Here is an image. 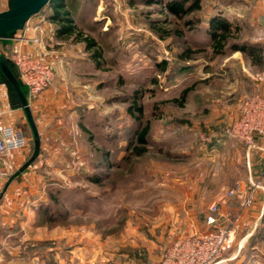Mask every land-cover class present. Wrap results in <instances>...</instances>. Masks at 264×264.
Here are the masks:
<instances>
[{"label": "rangeland", "instance_id": "rangeland-1", "mask_svg": "<svg viewBox=\"0 0 264 264\" xmlns=\"http://www.w3.org/2000/svg\"><path fill=\"white\" fill-rule=\"evenodd\" d=\"M66 1L76 23L98 41L103 54L98 65L99 104L88 123L98 146L99 167L66 175V186L61 194L56 192L66 215L56 225L74 224L78 233L61 242L53 254L45 253L46 243L40 240L37 249L21 255L20 264H30L28 258L33 256L34 264H130L133 259L147 264L146 252L124 245L123 234L127 230L135 236L131 226L140 223L134 214L148 210L145 205L152 203L165 176L161 168L170 172L179 162L186 167L193 155L201 157L194 151L213 138L214 128L203 123V113L213 100L241 104L247 96L264 91V62L252 64L248 55L230 48L215 54L209 19L225 15L241 27L235 42L255 43L264 52L259 23L264 4L262 0H200L201 9L179 18L165 8L171 0H157L160 4L149 2L156 0ZM99 3L104 5L101 11ZM6 8L7 2L0 0V11ZM106 11L115 16L109 25L103 19ZM50 12L44 6L37 15L47 17ZM107 33L113 34L112 40ZM4 52L7 56L13 52L11 43ZM134 98L142 106L140 120L127 110ZM146 125L147 151L133 155L138 145L135 135ZM226 127L220 128V134L225 135ZM23 130L33 142L30 127ZM96 173L97 182L92 178ZM20 238L29 244L25 229ZM255 242V248L247 245L237 258L222 264H264V233ZM236 244L225 250L223 259L235 254Z\"/></svg>", "mask_w": 264, "mask_h": 264}, {"label": "crops", "instance_id": "crops-1", "mask_svg": "<svg viewBox=\"0 0 264 264\" xmlns=\"http://www.w3.org/2000/svg\"><path fill=\"white\" fill-rule=\"evenodd\" d=\"M5 1L8 8L10 0ZM98 8L101 11L104 5L99 3ZM37 14L13 35L1 38L4 41L0 51L4 54L10 43L13 51L22 50L30 55H38L45 48L51 49L55 78L37 98L29 100L40 145L36 160L10 182L1 197L0 264H20L21 255L30 253L28 248L39 246L40 240L46 243L45 253L53 254L61 242L77 234L74 224L49 227L48 222H44L39 226L38 209L50 203V192L58 193L66 186V175L84 173V167L90 166V171L98 167V146L88 131V123L99 104L97 61L84 42L63 41L65 38L56 34V26L49 14L47 17ZM103 19L109 25L115 21V16L106 11ZM107 35L110 39L113 36L111 33ZM209 106L203 113V123L214 128L211 143L198 146L197 150L194 147L195 154L200 153L201 157L193 155L186 167L179 162L170 172L165 166L161 168L165 176L157 185L158 192L152 203L145 205L149 211L134 214L140 223L131 226L135 236L127 230L123 234L124 245L139 246L146 252L147 264H159L161 249L171 241L205 232L213 226L232 225L235 228L237 250L234 255L224 257L223 262L237 258L247 245L255 248L256 237L264 233V136H256L254 146L247 147L220 134V128L239 116L240 104L218 98ZM0 111L3 112V125L22 130L27 126L32 131L25 111L11 105L7 85L1 80ZM23 132L29 141L27 146L0 157V191L7 179L29 160L35 137L32 131V142L29 134ZM3 172L9 173L8 176L5 177L7 173L4 175ZM249 180L258 182L259 187L255 190L253 204L242 207L240 198L236 194L229 196L227 192L233 189L244 191ZM213 203L218 204L219 210L215 214V223L209 225L206 219ZM130 224L131 220L127 225ZM23 229L29 244L20 238ZM34 258L29 257L28 262L34 264Z\"/></svg>", "mask_w": 264, "mask_h": 264}, {"label": "built area", "instance_id": "built-area-1", "mask_svg": "<svg viewBox=\"0 0 264 264\" xmlns=\"http://www.w3.org/2000/svg\"><path fill=\"white\" fill-rule=\"evenodd\" d=\"M263 4H264V0ZM259 23L262 26L261 36H264V11ZM8 57L14 62L18 77L27 89L28 102L37 98L54 81L55 66L53 51L43 49L38 55H30L22 50L13 51ZM262 79V78H261ZM0 111V157L15 149L27 146L28 139L22 129L13 125H3ZM228 135L252 147L256 136H264V91L247 96L240 104L239 116L232 120L224 129ZM207 139V138H206ZM5 175L6 172H3ZM259 183L249 180L244 191L229 190L227 194L237 195L242 207L253 204L255 190ZM217 203L210 207L211 213L207 216V224L215 223V214L218 213ZM235 228L232 225L214 227L201 233L177 238L161 249L159 264H222L223 253L235 242ZM130 264H146L133 259Z\"/></svg>", "mask_w": 264, "mask_h": 264}, {"label": "trees", "instance_id": "trees-1", "mask_svg": "<svg viewBox=\"0 0 264 264\" xmlns=\"http://www.w3.org/2000/svg\"><path fill=\"white\" fill-rule=\"evenodd\" d=\"M160 4V1H149ZM46 6L51 9L49 13V19L56 26V34L65 38L67 40H71L74 42H84L85 48L91 53V56L97 61V65H101L102 60V49L98 44V41L91 35L84 32V29L80 27L72 14V10L66 0H51ZM166 10L173 14L176 17L183 18L184 16L201 9L200 0H171L166 4ZM43 9V8H42ZM41 9V10H42ZM40 10V11H41ZM39 11V12H40ZM241 27L238 23L232 22L229 18L222 14H215L209 19L208 32L212 39L211 47L215 54H222L225 52L227 48H230L232 51H242L246 55H248L252 61V64H258L264 62V52L261 47H259L255 43L242 42L238 43L235 40L240 37ZM176 32H179L177 30ZM1 49V48H0ZM6 57L9 66L14 71L15 75L18 77V71L14 64V62L3 53ZM0 80L5 83L8 88L9 97L11 101V105L15 108L23 109V106L19 100V97L13 88V86L8 82L6 77L0 72ZM22 89L27 96V89L22 84ZM190 89L187 88L183 91L182 98H185L187 92ZM137 96V95H136ZM24 110V109H23ZM129 114H133L135 118L140 120L142 114V106L137 103V98H134L133 102L127 108ZM138 112L139 115H135ZM148 132L149 125L144 126L136 133V140L138 145L133 148V155L140 156L147 151L146 144L148 143ZM36 151L35 144L33 142V148L31 150V154L29 159L34 155ZM35 157L32 162L36 160ZM105 160H108V157H104ZM100 158H98L99 167ZM97 167V168H98ZM94 181H99L100 176L99 173H96L93 177ZM56 192H50L49 198L50 203L47 205H41L38 211V222L44 223L48 222L50 225H56L62 223L63 218L66 216L65 213L60 208L59 199L56 195ZM59 194H61L59 192ZM1 200V198H0ZM39 246L28 248L30 252L37 249Z\"/></svg>", "mask_w": 264, "mask_h": 264}, {"label": "water", "instance_id": "water-1", "mask_svg": "<svg viewBox=\"0 0 264 264\" xmlns=\"http://www.w3.org/2000/svg\"><path fill=\"white\" fill-rule=\"evenodd\" d=\"M51 0H10L9 7L0 11V38H5L13 35L18 30L22 29L27 20L34 14L46 6ZM0 72L6 77L8 82L15 89L19 100L23 106L27 119L32 128L35 137L34 155L25 163V165L15 171L6 181L4 187L0 191V198L3 196L10 182L36 157L39 150V133L28 102V98L22 89V83L15 75L12 68L9 66L6 57L0 51Z\"/></svg>", "mask_w": 264, "mask_h": 264}]
</instances>
